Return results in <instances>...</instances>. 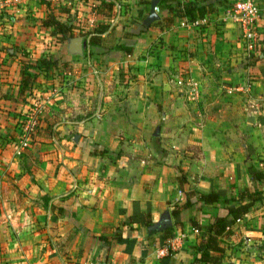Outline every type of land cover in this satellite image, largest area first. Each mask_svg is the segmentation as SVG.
Here are the masks:
<instances>
[{
    "label": "crops",
    "instance_id": "obj_1",
    "mask_svg": "<svg viewBox=\"0 0 264 264\" xmlns=\"http://www.w3.org/2000/svg\"><path fill=\"white\" fill-rule=\"evenodd\" d=\"M111 1L121 6L117 15L114 6L108 15L101 5L92 15L91 1L83 6L87 26L108 25L87 55L103 79L100 111L63 120L62 100L39 97L49 106L35 138L45 136L52 105L62 114L54 135L74 134L70 149L45 150L18 145L33 101L19 92L21 71H32L22 68L17 46L35 59L59 47L33 27L45 17L40 9L33 16L34 0H0V264H204L194 262L203 230L193 221L225 216L234 201L223 200L243 189L264 194L248 171L264 170V15L248 49L237 24L216 19L231 0H180L214 5L201 27L182 17L165 25L166 10L146 26L151 0ZM84 50L67 53L82 61ZM59 164L57 176H47ZM30 165L40 173L26 172ZM210 189L223 192L220 202L198 203L190 192ZM187 199L192 204L173 215ZM166 211L173 229L165 240V229L152 226ZM142 214L151 227L128 223ZM221 241V264H264V199Z\"/></svg>",
    "mask_w": 264,
    "mask_h": 264
},
{
    "label": "rangeland",
    "instance_id": "obj_2",
    "mask_svg": "<svg viewBox=\"0 0 264 264\" xmlns=\"http://www.w3.org/2000/svg\"><path fill=\"white\" fill-rule=\"evenodd\" d=\"M36 4H34V8H32V12L34 13L35 8L36 11L33 14V16L38 12L37 10L40 9L42 12L44 11L45 17L48 14H54L55 16L62 17L63 21L67 24H73L76 26L78 30H74L75 36L80 35L84 38L88 36V32L94 29L97 26H87L85 23V19L88 20V18L83 14L85 10H83V6L88 5L91 1L98 4L99 0H34ZM262 5H264V0H258ZM90 5V10L92 15L96 14L95 11L98 8L92 7ZM44 15V14H43ZM44 17V18H45ZM80 17V18H79ZM36 18L33 22V27L35 28H41L44 32L47 33L46 36H49L48 41L53 45L56 44V47L59 48L55 49L54 53H50L49 48H43V55H48L49 53L53 56V58L57 59L60 62V68H55L52 71L44 72L43 70H39V68L35 67L36 59L33 58V56L29 55V52H23L21 49L17 46V51L19 55H17V58L22 62V68H27L32 71V73L35 74V86H32V88L25 92V97L31 99L33 102L30 108L31 115L36 112L37 118L39 119L36 128L34 131L26 133L25 135L30 136L29 143L32 146H37L38 148H42L45 150H50V147L60 146L64 148V150H68L71 148V146L74 145V134L72 132L66 133L63 137H60L59 135H54V130L56 126H58L56 123L61 120V115L63 114V117H65L63 120H71L72 117H79L78 120L81 121L85 118H87L91 114H95V112L100 111L101 102L103 96H101L103 92V79L101 75L98 73L93 72V68L89 64L90 58H87V52L88 50L91 51V48L85 46L84 52H86V60H79L78 58H74L71 56H68L67 53V41L70 39H65L62 41H59L61 38L64 37L61 33L56 34L55 36L51 35V29L50 28H42V20L44 19ZM61 18V19H62ZM96 23V22H94ZM79 24V25H78ZM45 36V37H46ZM43 40V39H42ZM22 51V52H21ZM67 55L65 60L61 61V59H64L63 56ZM21 56V58L19 57ZM62 71V72H61ZM48 79V82H45V80ZM48 88V89H45ZM65 86V88H63ZM63 88V89H61ZM39 97H45L47 100L50 98V100L53 101V103L57 102L56 100H62L63 106L59 105V111L55 109V106H50V117H49V124L51 125V131L50 133H47V127H44V134L45 136H38L35 138V135L40 131V122H41V115H43L45 109H47V104L39 103ZM41 107L42 113L38 112L35 109H39ZM59 113V114H57ZM55 116V117H51ZM26 120H21V126H26L27 122ZM30 120V119H29ZM67 124V123H65ZM16 131V130H15ZM22 135V132H20ZM121 137V136H120ZM119 138V137H117ZM132 146H137L138 141L136 145L133 144V141L130 140L129 142ZM20 149L22 148L21 143L18 144ZM135 148V147H134ZM24 149V148H23ZM38 154V152L36 153ZM36 159V156L33 158V160ZM31 168L25 167V171L29 172ZM40 166L35 165L33 168H31V172L35 171L37 173H40L39 171ZM61 170V164L58 166H53V168L49 169L50 175L47 174L49 177H53L52 173L55 171L54 177L57 176L58 171ZM71 171V170H70ZM69 171V172H70ZM180 177V176H179ZM41 178V177H40Z\"/></svg>",
    "mask_w": 264,
    "mask_h": 264
},
{
    "label": "trees",
    "instance_id": "obj_3",
    "mask_svg": "<svg viewBox=\"0 0 264 264\" xmlns=\"http://www.w3.org/2000/svg\"><path fill=\"white\" fill-rule=\"evenodd\" d=\"M227 0H223L222 4H225ZM221 3V2H220ZM101 5V13L108 15V11L113 9L115 3L111 0H102L98 2L96 7ZM159 10H166L170 13L168 17L164 18L165 25L171 24L175 18L182 17L187 20H195L198 18H204L210 16L214 12V5L212 3H200L199 1H188L182 2L180 0H159L157 5ZM43 26L51 29V35L55 36L61 33L64 37H60L59 41L71 38L75 36L73 32L76 28L72 23L69 25L65 23L60 17L54 14H48L42 20ZM108 28L107 24H100L91 31L88 32V36L84 38L87 46L90 47L98 40V35L104 32ZM125 52L129 53L130 49L123 47ZM87 55L91 57L92 50H88ZM35 67L44 72L52 71L55 68L60 67V62L53 58L51 54L40 56L36 59ZM35 74L27 70L21 71V81L19 92L23 94L24 92L32 88L31 83L35 80ZM47 131L51 129L49 122H46ZM249 174L252 180L264 183V170L255 168L254 166L248 167ZM193 195H196L195 202L215 204L220 202L223 197V192L220 190L210 189L208 192L200 191H190ZM264 199L263 191L260 188H255L250 191L248 188L240 191L238 198H226L223 200L224 203H229V200H233L234 203L227 205V214L225 216L216 217L213 221H210L206 225H201L193 221V226L198 230H203L202 237L199 244L195 247L200 253L199 258H195L194 262H203L204 264H221L224 258V246L222 245V239L229 238L234 233V226L237 224V219L242 218L249 209L253 206L256 200ZM191 201H187L181 205L177 206L172 210V214L178 217L181 208L191 205ZM138 222L146 227H151L152 221L147 214H142V216L135 217L134 215L129 217L128 223ZM179 220L175 221L178 224ZM172 227L163 230V239H168L172 236ZM151 234L155 231L151 230ZM102 238L106 239L104 235Z\"/></svg>",
    "mask_w": 264,
    "mask_h": 264
},
{
    "label": "built area",
    "instance_id": "obj_4",
    "mask_svg": "<svg viewBox=\"0 0 264 264\" xmlns=\"http://www.w3.org/2000/svg\"><path fill=\"white\" fill-rule=\"evenodd\" d=\"M91 6L96 7V3L92 2ZM114 7L115 15H117V12L121 8V6L120 4L115 3ZM155 10L158 12V7H155ZM263 15L264 5H262L258 0H231V2H228L225 5L223 12L216 19L222 22L230 21L237 24L240 27L242 38L245 40L248 49H252L254 44L261 37V30H259L258 23ZM210 20L211 19L209 16L198 18L195 20L185 19L184 24L187 27H201L208 24ZM93 72L97 74L98 69L93 68ZM189 85H193V83H189ZM35 110L42 113L41 107ZM27 119L28 123L26 124V126H21L20 128V132H22V139L20 141L22 148H25L29 142L28 140L30 136L25 134L34 131V129L36 128L35 126H37L36 124H38L39 121L36 112H34L32 115L30 112ZM239 221H241V218L237 219L236 223H238Z\"/></svg>",
    "mask_w": 264,
    "mask_h": 264
},
{
    "label": "water",
    "instance_id": "obj_5",
    "mask_svg": "<svg viewBox=\"0 0 264 264\" xmlns=\"http://www.w3.org/2000/svg\"><path fill=\"white\" fill-rule=\"evenodd\" d=\"M158 1L159 0H151L149 14L145 17L146 26H149L151 22L160 18V14L155 10ZM85 46L86 42L82 36L71 37L67 42L68 52L74 55H82ZM171 223V215L169 211H166L161 215L159 221L154 223L152 228L158 230L166 229L171 226Z\"/></svg>",
    "mask_w": 264,
    "mask_h": 264
}]
</instances>
